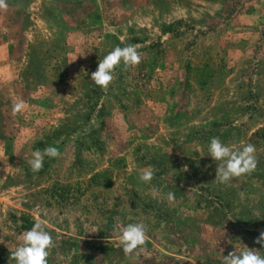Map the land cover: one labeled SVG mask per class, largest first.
Masks as SVG:
<instances>
[{
    "label": "rangeland",
    "instance_id": "obj_1",
    "mask_svg": "<svg viewBox=\"0 0 264 264\" xmlns=\"http://www.w3.org/2000/svg\"><path fill=\"white\" fill-rule=\"evenodd\" d=\"M0 11V264L40 222L48 264H222L264 231V0H7ZM141 63L92 80L115 47ZM14 101L22 114L12 116ZM252 144L215 181L210 139ZM49 146L42 170L32 152ZM150 169V183L139 179ZM159 190L154 199L152 189ZM175 193L170 203L167 193ZM146 225L126 257L120 229Z\"/></svg>",
    "mask_w": 264,
    "mask_h": 264
},
{
    "label": "clouds",
    "instance_id": "obj_2",
    "mask_svg": "<svg viewBox=\"0 0 264 264\" xmlns=\"http://www.w3.org/2000/svg\"><path fill=\"white\" fill-rule=\"evenodd\" d=\"M8 8L7 0H0V11ZM141 53L137 46L128 45L123 48L117 46L98 62L96 71L91 73V80L103 91L116 79V70L122 68L129 71L141 63ZM25 105L23 101H14L12 105V116L22 114ZM208 155L217 164L215 181L228 184L234 178L251 175L257 168L256 148L252 144L243 145L240 149L223 143L218 137L210 139ZM61 156L58 148L49 146L42 151L37 149L32 152V158L27 161L32 172L42 170L45 157L57 159ZM154 178V172L150 169L141 170L139 179L144 183H150ZM154 199L158 198L159 190L152 189ZM167 199L170 203L175 201V193L168 192ZM146 225L144 223H130L120 229L119 242L126 257H130L143 251L146 244ZM22 243L14 250H10V258L15 264H48L50 250L54 247L51 234L46 231L40 222L26 231L22 237ZM0 243H4L0 238ZM255 243L264 246V231H261L255 239ZM222 264H264V256L258 254L257 250L247 248L244 251L237 250L223 256Z\"/></svg>",
    "mask_w": 264,
    "mask_h": 264
}]
</instances>
